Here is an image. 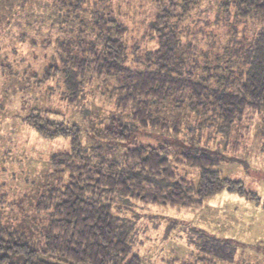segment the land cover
<instances>
[{
	"label": "trees",
	"instance_id": "16d2710c",
	"mask_svg": "<svg viewBox=\"0 0 264 264\" xmlns=\"http://www.w3.org/2000/svg\"><path fill=\"white\" fill-rule=\"evenodd\" d=\"M87 1L71 0L70 4L80 11ZM101 1L93 7L87 32L81 30L77 36L61 40L57 54L47 55L40 68L23 59L22 74L36 68L34 88L46 91L51 80L57 86L62 75V84L69 91H64L65 97L74 100L83 86L91 85L92 78L114 79L111 97L118 109H128L133 117L129 125H115L119 135L127 133L123 141L130 140L131 132L139 127L169 131L164 121L168 108L209 114L225 126L242 118L247 108L264 111V0H219L215 22L232 17L229 24L236 31L239 22L250 18L262 22L253 34L245 29L228 41L218 33L212 35L215 38L207 37L208 42L213 41L208 48L201 37L195 40L183 29L204 0H147L146 19L155 36L152 44L142 47L141 56L147 59L142 70L130 65L127 21L118 11L114 15L112 0L107 6ZM231 6L235 7L232 16ZM221 9L229 10L223 20ZM202 27L211 36L209 24ZM46 41L33 43L42 49ZM8 62L7 68L18 67L14 60ZM24 108L29 111L25 123L45 138L67 139L71 148L52 152L50 157L62 184L49 187V193L43 192L35 204L38 212L48 215L38 241L21 226L0 217V264H143L141 256L133 253V223L114 213L117 195L155 205L192 207L228 190L260 202L256 189L224 173L225 160L195 143L185 144L180 154L168 152L162 144L135 145L121 157L96 150L89 153L83 146L80 125L51 117L52 111L39 105ZM175 129L179 134L185 127ZM220 248L227 252L228 242ZM228 250L217 254L228 259L232 257Z\"/></svg>",
	"mask_w": 264,
	"mask_h": 264
},
{
	"label": "rangeland",
	"instance_id": "374dc122",
	"mask_svg": "<svg viewBox=\"0 0 264 264\" xmlns=\"http://www.w3.org/2000/svg\"><path fill=\"white\" fill-rule=\"evenodd\" d=\"M97 1L101 0H88L76 11L71 0H0V217L21 226L33 241H38L48 215L38 212L35 204L43 192L49 193V187L58 188L61 182L54 173L50 157L54 152L69 151L71 147L67 139L45 138L25 123L23 118L29 111L24 107L35 104L50 109L51 117L69 125H80L83 146L89 153L96 150L121 157L135 145L162 144L168 152L180 154L185 144L195 143L225 160L222 169L227 176L244 180L249 188L257 190L259 203L224 190L192 207L155 205L117 195L114 213L133 223V253L141 256L143 264H264L263 110L247 108L242 118L225 126L209 114L187 112L182 107L174 111L168 108L164 121L167 120L169 131L160 127H139L131 132L130 140L123 141L128 138L127 133L119 135L116 131L119 127L115 125H129L133 117L128 109L116 107L109 91L116 83L114 79L92 78L91 85L83 86L79 98L74 100L65 97L64 91L68 89L62 84V75L57 86L51 80L46 91L34 88L36 79L32 74L40 68V61L47 55L57 54L61 40L87 30L86 24H91ZM105 1L100 2L102 6H107L108 0ZM218 1L204 0L183 27L195 40L201 37L204 48L213 44L208 38L216 37L217 33L223 41H228L237 34L241 36L245 29L253 34L261 26L260 19L250 18L239 22L238 32L229 24L232 17L222 23L215 22ZM146 2L112 0L110 3L114 15L118 11L127 21L125 35L130 47V65L137 69L147 62L146 57L141 56L142 47L152 44L151 38L155 36L146 19L149 10ZM228 11L220 10V20ZM234 11L235 7L231 6V16ZM206 24L211 36L203 33L202 26ZM47 39L42 49L33 43ZM23 59L36 68L22 74ZM9 60H14L18 67L7 68ZM50 86L52 89H48ZM177 125L185 130L178 134ZM189 127L193 130L189 131ZM225 242H228L227 252L232 250V257L228 259L217 254L227 253L220 248Z\"/></svg>",
	"mask_w": 264,
	"mask_h": 264
}]
</instances>
